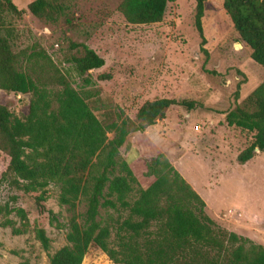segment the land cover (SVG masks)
Returning a JSON list of instances; mask_svg holds the SVG:
<instances>
[{"label": "rangeland", "instance_id": "obj_1", "mask_svg": "<svg viewBox=\"0 0 264 264\" xmlns=\"http://www.w3.org/2000/svg\"><path fill=\"white\" fill-rule=\"evenodd\" d=\"M31 1L11 0L23 12L20 17L6 16L13 35L12 51L30 52L34 47L45 50L103 126L124 119L134 122L138 108L155 99L195 104L189 111L171 108L154 126L130 133L118 150L113 175H123L120 164L126 158V144L138 150L140 161L162 155L203 200L206 214L219 229L264 248V152H255L246 164L239 165L236 157L252 144L253 134L225 123V113L242 105L264 82V66L250 59V51L239 42L220 2L210 0L205 4L201 21L208 55L205 61L194 28L193 0L168 3L163 20L151 25L127 24L119 12L122 0H64V16L56 24H47L27 11ZM80 44L104 60L103 67L82 78L67 63L70 56L81 55V49L76 48ZM29 99L30 95L0 90V105H6L15 118L26 117ZM194 126L199 131H194ZM106 136L112 139V133ZM95 162L96 158L87 175L89 182L100 170ZM6 164L7 157L0 153V172ZM141 169L131 168L137 185L126 199L130 204L138 191L154 180L145 177ZM44 192L43 205L57 223L38 212L35 198L40 191L23 195L7 182L0 183V207L23 209L29 222L25 233L14 235L3 224L8 219L18 225V218L14 213L0 215V264H49L50 257L66 244L71 213L59 204L57 185L50 183ZM85 209L86 199L80 197L75 213L80 216ZM127 216L128 212L120 208H99L97 221L110 229L111 246L116 228ZM35 228L45 231L50 241L47 251L35 239ZM155 231L152 224L144 235L151 236ZM82 264L114 263L92 246Z\"/></svg>", "mask_w": 264, "mask_h": 264}, {"label": "trees", "instance_id": "obj_2", "mask_svg": "<svg viewBox=\"0 0 264 264\" xmlns=\"http://www.w3.org/2000/svg\"><path fill=\"white\" fill-rule=\"evenodd\" d=\"M173 1L122 0L119 12L130 25L157 24ZM193 1L194 28L207 61L201 21L210 0ZM218 1L239 42L250 51V59L264 66V0ZM64 10V0H32L27 4V11L47 24L59 22ZM22 13L11 0H0V90L30 95L24 119L13 117L6 105H0V153L7 157L0 183L7 182L23 195L40 191L35 198L36 208L56 223L54 214L43 205L44 189L50 183L59 187V204L68 207L71 217L66 244L50 257L49 264H82L92 246L114 264H264V248L219 229L206 214L203 200L162 155L140 161L138 150L130 146L129 155L120 164L123 175H113L118 150L130 133L154 126L171 108L192 110L194 102L147 101L138 108L134 122L124 119L103 126L45 50L34 47L30 52L12 51L13 35L6 16L20 17ZM76 48L81 49V55L67 60L76 76L82 78L104 66V60L86 45ZM54 87L59 90L54 92ZM238 90L239 84L236 100ZM225 123L253 134L252 144L236 157L239 165L252 159L255 149L264 152V82L242 105L225 113ZM107 133H112V139H107ZM94 158L100 170L89 182L87 175ZM140 167L145 177L154 180L146 189H140L130 204L126 199L137 185L131 168ZM80 197L86 199V209L79 216L75 210ZM99 208L128 212L116 228L113 246L110 229L97 221ZM11 213L18 218V225L8 219L3 225L10 227L14 235L25 233L29 222L24 210L0 207V215ZM152 224L156 231L144 235ZM34 236L47 251L50 241L45 231L35 228Z\"/></svg>", "mask_w": 264, "mask_h": 264}, {"label": "crops", "instance_id": "obj_3", "mask_svg": "<svg viewBox=\"0 0 264 264\" xmlns=\"http://www.w3.org/2000/svg\"><path fill=\"white\" fill-rule=\"evenodd\" d=\"M124 150L126 151V157H127L129 155L130 146L129 145L125 146Z\"/></svg>", "mask_w": 264, "mask_h": 264}, {"label": "built area", "instance_id": "obj_4", "mask_svg": "<svg viewBox=\"0 0 264 264\" xmlns=\"http://www.w3.org/2000/svg\"><path fill=\"white\" fill-rule=\"evenodd\" d=\"M193 130L194 131H199V127L198 126H194Z\"/></svg>", "mask_w": 264, "mask_h": 264}, {"label": "water", "instance_id": "obj_5", "mask_svg": "<svg viewBox=\"0 0 264 264\" xmlns=\"http://www.w3.org/2000/svg\"><path fill=\"white\" fill-rule=\"evenodd\" d=\"M254 152H258V149H255Z\"/></svg>", "mask_w": 264, "mask_h": 264}]
</instances>
